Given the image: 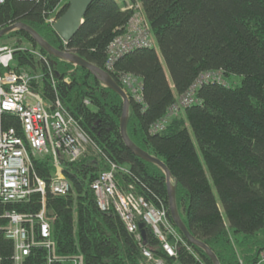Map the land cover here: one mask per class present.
Wrapping results in <instances>:
<instances>
[{"label": "trees", "instance_id": "obj_1", "mask_svg": "<svg viewBox=\"0 0 264 264\" xmlns=\"http://www.w3.org/2000/svg\"><path fill=\"white\" fill-rule=\"evenodd\" d=\"M127 4H141L155 46L125 52L109 68L108 47L133 13L124 9ZM68 5L69 0H5L0 29L24 22L54 47L107 71L128 93L129 137L168 166L180 216L191 234L221 264H264V0H93L80 29L65 42L49 18L58 19ZM2 45L14 48L17 70L39 76L32 89L50 104L59 99L92 141L74 161L59 152L71 187L65 195L46 196V212L53 218L51 239L62 259L52 264L70 263L77 256L83 264H138L143 259L141 245L119 215L97 204L92 182L110 163L118 166L120 190L164 205L183 236L168 207L164 171L134 154L122 138L120 94L87 68L50 55L24 30L1 37ZM207 71H220L221 81L202 83L195 103L173 110ZM125 75L139 81L140 100L122 82ZM162 121L164 129L153 131ZM0 128H14L24 136L14 113L0 115ZM53 158H33L35 171L48 184L56 171ZM41 208L39 194L25 203L0 202V214ZM144 232L145 246L168 264H214L184 236L190 249L181 246L174 257L149 226ZM13 253L14 243L1 237L2 264H15ZM46 253L34 248L24 264H43Z\"/></svg>", "mask_w": 264, "mask_h": 264}, {"label": "built area", "instance_id": "obj_2", "mask_svg": "<svg viewBox=\"0 0 264 264\" xmlns=\"http://www.w3.org/2000/svg\"><path fill=\"white\" fill-rule=\"evenodd\" d=\"M4 2L5 0H0V4ZM124 9L132 10L133 13L125 30L108 47L109 68L125 52L155 46L150 24L141 4H127ZM56 20L51 18L50 22L54 24ZM13 52L14 48L10 45L0 46V115L4 112L18 115L24 136H19L14 128H0V202L25 203L34 194H39L42 208L36 213L10 209L0 214V240L4 237L14 243L15 264H24L25 258L37 247L47 251L43 264H52L62 259L58 257L55 242L51 239L50 223L53 218L46 212V196L48 192L65 195L71 187L64 174L61 158L58 157L59 152H64L68 160L74 161L92 141L59 99L50 104L32 89L33 80H37L39 76L17 70L13 65ZM44 60L48 62L46 58ZM207 81H221L220 71L203 72L180 97L178 103L173 105V110L195 103L196 88ZM122 82L136 99H141V86L137 78L125 75ZM164 127L165 121H162L154 125L153 131L163 130ZM44 154L53 155L56 168L49 184L34 169L33 158ZM117 169L115 163H110V168L102 171L92 182V189L99 208L103 211L114 210L127 230L135 235L143 255L138 264H168L145 246L146 237L141 232L140 222L150 227L169 256L177 257L181 246L190 249L183 236L169 221L164 205H154L141 195L120 190L115 177ZM261 256L264 258V251ZM65 264H83V257L77 256Z\"/></svg>", "mask_w": 264, "mask_h": 264}, {"label": "water", "instance_id": "obj_3", "mask_svg": "<svg viewBox=\"0 0 264 264\" xmlns=\"http://www.w3.org/2000/svg\"><path fill=\"white\" fill-rule=\"evenodd\" d=\"M92 2L93 0H69L67 10L55 21L53 25L55 31L59 34L62 40L68 42L74 37V35L77 33V31L83 24L87 9ZM18 29L24 30L30 35H32L36 42L50 55L56 56L62 60H66L74 65H79L84 68H87L105 86H108L109 88L120 94V96L123 98V112L120 121V131L126 146L138 157H141L149 162L158 165L164 171L166 175V185L168 192V207L175 225L182 232L184 238L189 243L197 245L203 250H205V252L212 259L214 264H221L215 252L206 243L193 236L188 230L185 223L183 222L176 202V186L172 182V176L168 166L158 157L150 154L149 152L137 146L129 137L127 131V124L129 119L130 101L127 91L120 84H118L107 71L85 60L75 52L66 51L54 47L51 43L44 39L33 27L24 22H15L0 29V38ZM144 226V223L139 224L143 235L145 233Z\"/></svg>", "mask_w": 264, "mask_h": 264}, {"label": "rangeland", "instance_id": "obj_4", "mask_svg": "<svg viewBox=\"0 0 264 264\" xmlns=\"http://www.w3.org/2000/svg\"><path fill=\"white\" fill-rule=\"evenodd\" d=\"M65 1H67V0H65ZM53 18H56V17H53ZM50 19H51V18H49V21H50ZM56 19H57V18H56ZM13 65H16L15 60H14V62H13ZM236 80H237L238 82H240V81H241V77L237 76ZM34 91H35V90H34Z\"/></svg>", "mask_w": 264, "mask_h": 264}, {"label": "bare ground", "instance_id": "obj_5", "mask_svg": "<svg viewBox=\"0 0 264 264\" xmlns=\"http://www.w3.org/2000/svg\"><path fill=\"white\" fill-rule=\"evenodd\" d=\"M54 25V24H53ZM66 42V41H65ZM13 54H14V52H13ZM140 223H144V222H140ZM144 225H145V223H144ZM147 226V225H146ZM148 229V228H147ZM149 230V229H148Z\"/></svg>", "mask_w": 264, "mask_h": 264}]
</instances>
